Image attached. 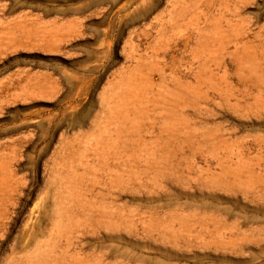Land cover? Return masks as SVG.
<instances>
[{
  "label": "rangeland",
  "instance_id": "rangeland-1",
  "mask_svg": "<svg viewBox=\"0 0 264 264\" xmlns=\"http://www.w3.org/2000/svg\"><path fill=\"white\" fill-rule=\"evenodd\" d=\"M0 264H264V0H0Z\"/></svg>",
  "mask_w": 264,
  "mask_h": 264
}]
</instances>
